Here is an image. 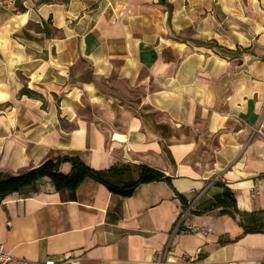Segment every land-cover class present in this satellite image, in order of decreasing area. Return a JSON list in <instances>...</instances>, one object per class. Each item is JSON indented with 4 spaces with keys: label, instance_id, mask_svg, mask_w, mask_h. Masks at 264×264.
<instances>
[{
    "label": "crops",
    "instance_id": "0c3cea01",
    "mask_svg": "<svg viewBox=\"0 0 264 264\" xmlns=\"http://www.w3.org/2000/svg\"><path fill=\"white\" fill-rule=\"evenodd\" d=\"M16 1L0 0V178L75 155L115 167L117 187L142 166L170 182L122 193L36 176L0 192L4 249L75 264H264V231L251 230L264 225V0H246L241 29H209L182 0ZM83 97L95 119L78 114Z\"/></svg>",
    "mask_w": 264,
    "mask_h": 264
},
{
    "label": "trees",
    "instance_id": "16d2710c",
    "mask_svg": "<svg viewBox=\"0 0 264 264\" xmlns=\"http://www.w3.org/2000/svg\"><path fill=\"white\" fill-rule=\"evenodd\" d=\"M18 7L21 10L24 9L22 6ZM22 92L29 95L35 94L28 88H23ZM117 172L118 171L115 167H110L106 170H94L90 168L81 158L75 155L55 156L45 160L37 168L28 170L18 175H10L6 178H0V192L6 193L17 190L19 187L25 185L36 176H47L52 180L55 186L69 187L77 186L78 183H80L84 178L91 177L99 182L106 184L111 189L122 193H129L136 185L142 182H148L157 179H162L170 182L169 178L164 173L147 166H142L141 174L138 179L127 185L117 187L109 182V177L116 175ZM229 195L230 192L228 190H225L223 192L222 205L235 209V199L231 197L229 201ZM251 230L264 231V225L251 228Z\"/></svg>",
    "mask_w": 264,
    "mask_h": 264
},
{
    "label": "rangeland",
    "instance_id": "374dc122",
    "mask_svg": "<svg viewBox=\"0 0 264 264\" xmlns=\"http://www.w3.org/2000/svg\"><path fill=\"white\" fill-rule=\"evenodd\" d=\"M20 0H17V4ZM246 0H182L181 5H188L194 8L197 15L193 18V20H198L203 25L212 28L213 22L216 20L220 21V25H226L229 21H235L237 25V29H241L243 27L244 16L242 14V9L246 5ZM198 22V23H199ZM88 68L85 64L81 63V71L82 74L80 78H86L84 75L88 73ZM84 74V75H83ZM99 92L104 93L105 95L113 96L114 99L111 100V105L115 108L120 100H117V88L115 87V83L112 80H100L96 81ZM139 99H137L138 101ZM93 99L83 97L81 100V104L79 106L78 114L84 118L95 119L100 115V108L94 105L93 107ZM96 106V107H95ZM139 114L143 115L149 121L155 122L160 116L157 112L153 110H149L148 107H143L139 109Z\"/></svg>",
    "mask_w": 264,
    "mask_h": 264
},
{
    "label": "built area",
    "instance_id": "2783aa9c",
    "mask_svg": "<svg viewBox=\"0 0 264 264\" xmlns=\"http://www.w3.org/2000/svg\"><path fill=\"white\" fill-rule=\"evenodd\" d=\"M253 194H259V190H254ZM189 228V227H188ZM165 253H160V255H155V261L158 263H163L168 258L164 255ZM183 259L190 260L188 256H183ZM0 264H75L74 258H60L55 259L53 257L46 258L44 260H27L25 258L17 257L7 250L4 249L2 244H0Z\"/></svg>",
    "mask_w": 264,
    "mask_h": 264
}]
</instances>
